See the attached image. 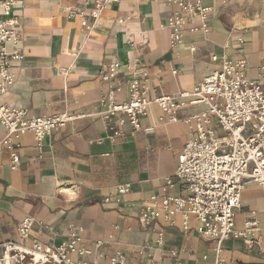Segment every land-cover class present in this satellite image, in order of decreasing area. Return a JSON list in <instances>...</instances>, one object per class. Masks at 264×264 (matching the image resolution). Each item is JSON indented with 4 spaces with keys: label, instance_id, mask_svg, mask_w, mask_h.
I'll return each instance as SVG.
<instances>
[{
    "label": "crops",
    "instance_id": "crops-1",
    "mask_svg": "<svg viewBox=\"0 0 264 264\" xmlns=\"http://www.w3.org/2000/svg\"><path fill=\"white\" fill-rule=\"evenodd\" d=\"M201 3L211 7L208 30L185 31L183 42L171 46L165 23L178 7L167 0H118L102 9L94 0H16L10 16L19 39L5 48L20 58L9 59L12 85L0 98L32 114L67 111L73 118L41 140L26 132L12 145L0 144V241L17 240L18 222L31 216L29 244L56 246L80 225L82 253L73 258L88 264H106L115 251L133 264H213L215 241L194 229L183 233L180 213L172 224L162 211L150 223L138 219L152 196L180 192L177 184L163 190L165 178L195 134L194 122L183 118L204 108L179 99L171 121L152 104L138 130L107 114L128 98L126 80L133 76L146 79L150 97L190 91L218 67L213 55L245 59L248 77H257L264 66V0ZM114 59L118 75L102 79ZM4 136L0 125V141ZM11 153L18 157L14 168ZM250 211L259 221L258 240L251 247L239 238L224 241L225 264H264V198L252 181L242 190L236 228ZM189 223L198 224L193 217ZM145 244L146 255H138Z\"/></svg>",
    "mask_w": 264,
    "mask_h": 264
},
{
    "label": "built area",
    "instance_id": "built-area-1",
    "mask_svg": "<svg viewBox=\"0 0 264 264\" xmlns=\"http://www.w3.org/2000/svg\"><path fill=\"white\" fill-rule=\"evenodd\" d=\"M94 1L96 7L102 9L118 0ZM167 1L178 7L165 23L171 46L183 42L185 31L208 30L211 7L204 6L201 0ZM15 3L16 0H0V95L12 85L9 59L20 58L17 50L9 53L5 48V43H16L19 39L10 16ZM211 60L218 61V67L204 75L190 91L177 94L150 97L146 79L133 76L126 80L128 98L110 105L107 114H118L120 123L127 120L133 130H138L141 117L148 114L152 104L167 113L171 121L177 120L179 99L189 98V105L204 108L183 118L186 123L194 122L195 134L177 154L173 175L165 178L163 190L177 184L180 192L152 196V204L142 207L138 219L147 224L157 219L162 211L172 224L171 217L180 213L181 231L188 233L194 229L202 237L214 240L213 264H225L222 257L224 241L239 238L251 247L258 240L254 235L259 231L255 211L249 212L241 229L235 226V213L241 207V194L247 182L256 183L264 198V66L257 67L256 78H250L245 59L213 55ZM106 66V71H100L102 79L118 75L119 64L115 59ZM72 118L67 111L32 114L25 107L5 103L0 98V125L5 132L0 144L12 145L14 139L26 132L41 140ZM17 161V155L11 153L12 168ZM191 217L198 223L194 228L189 223ZM32 224L31 216L23 217L16 228L18 239L0 241V264H88L73 258V254L82 253L77 247L82 230L80 225L71 226L66 239L52 246L38 240L28 243ZM100 244L101 241L96 242L97 246ZM146 247L147 244L140 246L136 253L145 256ZM106 264L133 263L123 253L115 251L109 255ZM142 264L154 263L146 259Z\"/></svg>",
    "mask_w": 264,
    "mask_h": 264
}]
</instances>
